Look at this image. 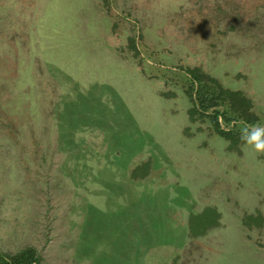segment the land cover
Here are the masks:
<instances>
[{"label":"rangeland","instance_id":"rangeland-1","mask_svg":"<svg viewBox=\"0 0 264 264\" xmlns=\"http://www.w3.org/2000/svg\"><path fill=\"white\" fill-rule=\"evenodd\" d=\"M257 120L188 114V69ZM264 0H0V254L264 264Z\"/></svg>","mask_w":264,"mask_h":264},{"label":"trees","instance_id":"trees-1","mask_svg":"<svg viewBox=\"0 0 264 264\" xmlns=\"http://www.w3.org/2000/svg\"><path fill=\"white\" fill-rule=\"evenodd\" d=\"M186 74L190 84L186 95L192 105L188 111L191 119L196 115L208 118L215 131L228 138L230 132L220 130L218 116L224 123L231 119L245 124H254L257 120L252 104L241 92L224 88L216 79L198 68L188 69ZM0 264H39L33 249L21 250L12 256L0 254Z\"/></svg>","mask_w":264,"mask_h":264},{"label":"clouds","instance_id":"clouds-1","mask_svg":"<svg viewBox=\"0 0 264 264\" xmlns=\"http://www.w3.org/2000/svg\"><path fill=\"white\" fill-rule=\"evenodd\" d=\"M241 140L253 147L257 153L264 154V125H253L241 130Z\"/></svg>","mask_w":264,"mask_h":264}]
</instances>
